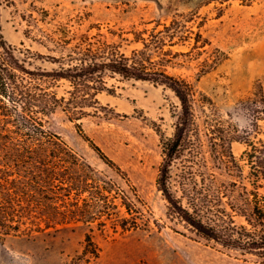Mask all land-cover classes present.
Returning <instances> with one entry per match:
<instances>
[{
    "label": "rangeland",
    "instance_id": "obj_1",
    "mask_svg": "<svg viewBox=\"0 0 264 264\" xmlns=\"http://www.w3.org/2000/svg\"><path fill=\"white\" fill-rule=\"evenodd\" d=\"M183 11L196 13L195 25L200 23L211 44L199 61L172 69L194 83L196 100L195 123L172 162L168 185L178 207L216 228L221 236L237 238L245 231L233 230V225L253 230L257 222L252 213L255 201L248 193L254 185L241 157L245 143L229 142L225 135L236 126L250 125L245 111L236 106L256 82L264 87V0L249 5L240 0H2L1 25L18 57L33 69L50 71L58 65L26 49L59 57L82 39H106L129 55L140 46L133 41L134 31L152 27L157 19L169 21ZM63 39L72 42L62 46ZM205 59L215 66L199 77ZM103 78L109 90L99 93V107L91 108L80 122L84 132L127 173L150 211V222L122 231L115 217L105 215L104 225L79 221L45 228L46 212L35 206L29 211L32 221L25 222L21 232L0 236V264H264V247L227 245L205 236L175 212L160 189L164 143L174 137L181 113L175 92L164 84L108 70ZM46 85L60 94L70 89L66 80ZM43 120L47 136L14 131L4 140L12 157L28 156L25 165L33 189H39L35 184L39 177L45 178L44 169L61 165V139L95 169L93 177L133 197L123 175L97 154L62 107ZM40 183V187L45 184ZM258 191L264 195V187ZM123 210L120 205L113 211ZM87 233L100 247L99 255L89 260L90 254L82 253Z\"/></svg>",
    "mask_w": 264,
    "mask_h": 264
},
{
    "label": "trees",
    "instance_id": "obj_2",
    "mask_svg": "<svg viewBox=\"0 0 264 264\" xmlns=\"http://www.w3.org/2000/svg\"><path fill=\"white\" fill-rule=\"evenodd\" d=\"M218 1L223 3L228 0ZM240 1L249 5L255 0ZM1 5L2 0H0L1 237L21 232L25 222L32 221L29 211H33L32 207L35 206L42 207L46 212L45 228L79 221L85 223L98 221V225H104L105 215L107 218L115 217L116 224L122 231L134 230L150 222L151 219L147 215L150 211L145 207V202L127 173L84 132L80 122L82 118L91 114V108L99 107V93L109 90L103 78L105 71L108 70L125 78L164 84L171 88L180 100L181 113L176 132L174 137L164 143L165 158L160 165L157 180L160 189L176 209L175 212L205 236L222 240L227 245L264 247V195H260L258 191L259 187H264V87L261 82H256L250 94L242 98L236 106L245 111L250 118V125L243 129L236 126L225 135V140L229 142L237 140L246 145L241 157L250 168V177L254 185L248 193L253 195L255 201L252 213L257 222L253 223L249 219L255 228L250 230L245 225L235 224L233 230L242 228L245 233L239 232L241 235L237 238L233 236L225 238L216 228L204 225L190 211L178 207V199L172 196L168 185L172 162L178 155L182 143L189 138L190 130L195 123L196 100L194 83L183 73L172 72V69L188 67L193 61H199L207 46L211 44L201 30L200 23L195 25L196 13L178 12L169 21L157 19L152 21L154 23L152 27L134 31L133 41L140 46L134 48L129 55L122 52L118 44L106 39L98 42L82 39L71 45L68 53L59 57L27 48L26 51L36 57L58 65L57 69L49 71L41 67L31 68L25 58L18 57L16 48L6 41L1 25ZM71 42L63 39L61 44L69 46ZM176 46L180 48L175 49ZM208 62V59L200 62L199 77L214 68L215 65ZM60 80H66L70 85V89L64 94L46 85H56ZM57 107H62L69 118L75 121L78 131L97 154L123 175L133 197L124 189L114 190L109 181L93 177L95 169L61 139L60 149L63 150V157L58 161L61 165L56 163L49 166V169H44L45 178H39L45 184L40 187L41 181H37L35 186L39 189L32 188L25 165L28 156L19 153L17 157H12L10 150L6 149L7 142L4 140L14 131L25 136H47L48 131L43 119ZM54 136L58 138L57 135ZM231 156L236 160L232 152ZM35 160L36 163L41 162ZM14 167L19 171L15 172ZM120 205L124 208L122 212L113 211ZM37 228L42 226L37 225ZM244 236L249 238L244 239ZM99 252L100 247L94 242L91 233H87L82 253L90 254L86 258L89 260L91 257H97Z\"/></svg>",
    "mask_w": 264,
    "mask_h": 264
}]
</instances>
